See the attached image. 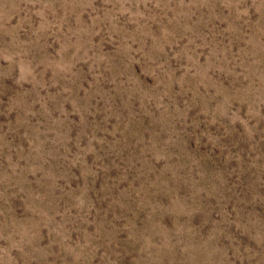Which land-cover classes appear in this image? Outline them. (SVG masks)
<instances>
[{
    "label": "rangeland",
    "instance_id": "1",
    "mask_svg": "<svg viewBox=\"0 0 264 264\" xmlns=\"http://www.w3.org/2000/svg\"><path fill=\"white\" fill-rule=\"evenodd\" d=\"M0 264H264V0H0Z\"/></svg>",
    "mask_w": 264,
    "mask_h": 264
}]
</instances>
